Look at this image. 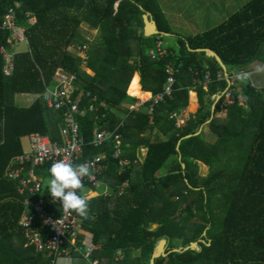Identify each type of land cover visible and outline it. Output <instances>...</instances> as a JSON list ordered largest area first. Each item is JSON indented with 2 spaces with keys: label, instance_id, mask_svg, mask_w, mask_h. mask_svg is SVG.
Here are the masks:
<instances>
[{
  "label": "trees",
  "instance_id": "trees-1",
  "mask_svg": "<svg viewBox=\"0 0 264 264\" xmlns=\"http://www.w3.org/2000/svg\"><path fill=\"white\" fill-rule=\"evenodd\" d=\"M8 8L14 9L26 48L13 53L7 77L2 75L0 56V264L56 261L26 245L18 226L24 198L4 176L13 158L23 153V138L41 133L59 139L62 115L41 99L55 85L59 70L73 75V86L97 100L94 114L77 117L86 141L80 161L104 155L97 178L110 194L90 198L86 218L76 213L83 231L92 235L93 258L110 264L119 251V264H149L155 246L165 239L166 252L192 242L199 251L170 253L154 264H264V88L242 82L247 76L239 72L229 74L228 104L221 67L196 50L211 49L226 68L246 73L253 62L264 64V0H249L214 28L178 36L175 46L165 44L168 53L158 60H152L149 51L172 27L157 0H0V24ZM146 12L160 35L145 37ZM28 17L35 23L29 24ZM88 31L98 35L91 39ZM8 35L0 28V46ZM83 46L85 60L78 52ZM167 62L177 69L173 90L154 103L163 92ZM135 73L141 90L153 95L137 110L130 109L138 102L127 95L130 87L141 100L150 94L132 84ZM190 91L196 93L198 109L178 123ZM16 95L36 100L20 107L13 103ZM89 105L90 100L80 99V109ZM96 126L119 133L122 156L131 160L140 156V161L119 171L111 156L112 141L99 147L91 144ZM171 158L168 172L159 176ZM202 165L207 170L204 177ZM50 167L37 170L44 182L50 179ZM124 179H129L130 187L116 197L114 190ZM151 225L156 228L151 230Z\"/></svg>",
  "mask_w": 264,
  "mask_h": 264
},
{
  "label": "built area",
  "instance_id": "built-area-1",
  "mask_svg": "<svg viewBox=\"0 0 264 264\" xmlns=\"http://www.w3.org/2000/svg\"><path fill=\"white\" fill-rule=\"evenodd\" d=\"M17 7V4H14ZM13 8H8L4 14L0 28L8 31V38L5 45L0 46V56L3 60L2 75L7 77L12 71L13 46L16 43H26L23 29L16 26ZM29 24L35 23V18L28 17ZM86 47L78 49L79 57L83 60ZM167 47L162 39H158L153 49L149 51L152 60L165 58ZM166 81L162 94L155 97L154 103L162 99V96H170L175 83L177 69L171 62L164 66ZM239 74L247 76V73L240 71ZM225 78V77H224ZM209 79L208 73L204 80ZM75 77L59 70L55 75V85L49 88L42 96L43 103L49 110L58 112L62 115V125L58 140H52L48 135L32 133L27 136L28 150L13 158L9 168L6 170L5 178L15 183L18 196H22L23 212L18 220V226L26 240V245L31 246L37 253L46 252L53 255L56 260L65 258L72 260L75 257L82 258L86 264H104L98 259L93 258L94 246L92 235L83 231L77 214L73 211H66L62 208L59 200L52 197H44V180L37 174V170L52 165L57 160H71L73 163L80 164L90 162L92 164L91 177H84V192L88 198L96 196H109L108 186L101 183L97 175L100 172L103 154H97L80 161L82 147L85 138L82 135L77 117H82L86 112L94 114L97 111L95 104L97 100L89 93L77 90L73 85ZM232 82L228 81V89L223 93L225 101L230 104L231 92L229 87ZM76 94H78L76 96ZM90 100V105L86 109H80V99ZM152 106L149 113L152 112ZM134 109V107H130ZM91 144L94 147L103 145L106 141L114 143L111 153L112 158L117 160L119 171L124 172L132 164L140 161V156L136 159H128L122 156L121 135L116 131L110 132L107 129H99L96 126L93 130ZM101 186H103L100 191ZM130 187L129 179L122 180L115 188L116 197L122 196ZM94 195V196H92ZM122 255L119 251L115 254L113 263L119 264Z\"/></svg>",
  "mask_w": 264,
  "mask_h": 264
},
{
  "label": "rangeland",
  "instance_id": "rangeland-1",
  "mask_svg": "<svg viewBox=\"0 0 264 264\" xmlns=\"http://www.w3.org/2000/svg\"><path fill=\"white\" fill-rule=\"evenodd\" d=\"M218 1L224 3L225 0H216V4L213 3L212 0H160L163 11L170 17V19H172L170 25L175 26L172 27L173 31H175L174 33H168L163 36L165 44L168 47H173L176 45V40L178 36L191 34L193 32V28L195 30L198 29L204 30L206 26L214 27V25L220 23V21L223 19L222 15L225 12H223L222 9L223 4L218 5ZM235 10L236 8L230 11L233 12ZM218 11H220V14L214 13L213 16H211V12H218ZM218 15L220 16L217 17ZM86 29L87 28L85 25L81 27V30L83 32L86 31ZM86 33L88 34V37L91 39L93 36L98 35L96 31L93 32L88 31ZM25 48H26L25 44L16 43L13 46V52L14 53L21 52L24 51ZM34 99L35 96H31V95H16L13 97V103L20 107H26L29 104H31L34 101ZM22 147L24 149L29 148L26 138L22 139ZM172 160L173 158L169 159L157 172L159 176L165 175L168 172ZM200 174L202 177L207 175V170L206 168H203V166H201L200 168ZM101 190L102 188H100V191ZM155 228H156L155 225L150 226L151 230Z\"/></svg>",
  "mask_w": 264,
  "mask_h": 264
},
{
  "label": "clouds",
  "instance_id": "clouds-1",
  "mask_svg": "<svg viewBox=\"0 0 264 264\" xmlns=\"http://www.w3.org/2000/svg\"><path fill=\"white\" fill-rule=\"evenodd\" d=\"M49 173L47 192L53 200H59L64 210L73 211L86 218L89 212V198L80 193L84 189V177L92 175V164H76L71 160L61 159L52 163Z\"/></svg>",
  "mask_w": 264,
  "mask_h": 264
},
{
  "label": "crops",
  "instance_id": "crops-1",
  "mask_svg": "<svg viewBox=\"0 0 264 264\" xmlns=\"http://www.w3.org/2000/svg\"><path fill=\"white\" fill-rule=\"evenodd\" d=\"M157 1L159 3L160 7L162 8V5H161L160 0H157ZM212 2L216 4V0H212ZM247 2L248 1H246V0L245 1L244 0H225L224 3L218 1V5L219 4H223L222 9H223V12H225V13L222 15L223 16L222 17L223 19L220 21V23H217L216 25H214V27H216L219 24H221L222 22H224L230 15H232L233 13H235L239 9H241V7L244 4H246ZM210 6H213V5H210ZM235 8H236L235 11H233V12L230 11V10L235 9ZM211 9H212V7H211ZM226 10H227V12H226ZM230 12H232V13H230ZM214 13L215 14L216 13L220 14V11H218V12H211V16H213ZM165 15H166V17H167V19L169 21V24H170V22L172 21V19H170V17L166 13H165ZM219 16L220 15H218L217 17H219ZM171 27H175V26H171ZM214 27H210V26L208 27V26H206V28L204 30H201V29L195 30L193 28V32L191 34H186L184 36L182 35V37L195 35L197 33H202L203 31H206V30H208L210 28H214ZM91 32H93V31H91ZM174 32L175 31H173V29H172L171 33H174ZM225 70H226V72H227L228 75L229 74H232V73H237V72L242 71V70H237V69H228L226 67H225ZM247 71H248L247 77L246 78H243L242 79V82L248 81L251 86H254V87H257V88H264V64H260L258 61L257 62H253L252 64L249 65ZM85 72L90 77L93 76V74L90 71L85 70ZM135 74L136 75L134 77V81L132 82V84L137 83V85L140 88V93L142 92V93H148V94H150V98L148 100H141L136 94H134L131 91V87H130V90H129V92H127V95H129L130 97H134V98H136L138 100V102L133 106L134 107V110H137L138 107H139V105H141L142 103H145V102L151 100L153 98V95H152L151 92H145V91H142L141 90V86L139 84V75L137 73H135ZM224 74L225 73L223 72V76H224ZM225 79H226V77H225ZM132 95H134V96H132ZM35 100H36V97H35L34 101L31 104H29V105H32L35 102ZM238 100H239V102L241 101V97L240 96H239ZM197 109H198V103H197L196 93L193 92V91H190L189 92V98H188V106L184 110L183 114L178 118V123H182L183 120H186L189 117V115L195 114L196 111H197ZM24 150H28V149H24ZM144 151H145L144 149H141V154H140L141 156H144ZM203 168H204V166H203ZM47 191H48V181H45L44 182V197H46V198H48V196H50V194ZM54 264H86V262L82 258H80V257H75L72 260H66L65 258L58 259V260H56L54 262Z\"/></svg>",
  "mask_w": 264,
  "mask_h": 264
},
{
  "label": "water",
  "instance_id": "water-1",
  "mask_svg": "<svg viewBox=\"0 0 264 264\" xmlns=\"http://www.w3.org/2000/svg\"><path fill=\"white\" fill-rule=\"evenodd\" d=\"M116 5H117V3H116ZM142 21H144L145 37H152V36H157V35L161 34L160 31L158 30L156 22L152 19V15L150 13L146 12L144 15H142ZM166 34H168V33H166ZM196 50H198V51L203 50L208 57H212L215 59V61L221 67L222 71L225 73L224 76L226 77V81L228 83V74L225 70V66L222 64L220 58L216 55V53L211 49H196ZM219 98H220V95L214 96L215 101L211 107V117H212L214 105L216 104V102ZM199 132H200V129L198 130V132L195 135H197ZM177 150H178V148H177ZM166 246H167V241L165 239L159 240V242L157 243V245L155 246V248L151 254L149 264H154V261L156 259H158L160 257L165 258L170 253H179L180 254V253H183V252L188 251V250L199 251V247H198L196 242L190 243V245L187 247L175 248V249H172L171 251H168V252H166Z\"/></svg>",
  "mask_w": 264,
  "mask_h": 264
}]
</instances>
